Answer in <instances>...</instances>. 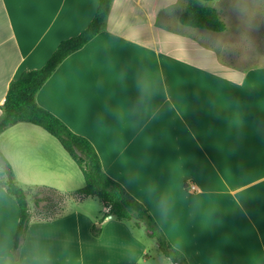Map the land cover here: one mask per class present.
Wrapping results in <instances>:
<instances>
[{"label":"crops","instance_id":"0c3cea01","mask_svg":"<svg viewBox=\"0 0 264 264\" xmlns=\"http://www.w3.org/2000/svg\"><path fill=\"white\" fill-rule=\"evenodd\" d=\"M200 1L220 11L225 32L183 27L188 0H114L100 34L58 67L36 101L92 143L104 172L188 264H264V0ZM98 4L0 0V116L11 81L85 30ZM0 151L27 203H38H28L29 227L14 252L20 209L0 186V243L14 255L35 245L47 264H149L127 222L59 214L36 197L85 185L56 138L19 123L0 135Z\"/></svg>","mask_w":264,"mask_h":264},{"label":"trees","instance_id":"16d2710c","mask_svg":"<svg viewBox=\"0 0 264 264\" xmlns=\"http://www.w3.org/2000/svg\"><path fill=\"white\" fill-rule=\"evenodd\" d=\"M113 3L114 0H99L96 13L85 30L61 41L43 67L25 70L17 79L11 81L1 107L0 135L19 123H30L45 130L59 141L83 173L84 187L68 195L80 201L98 198L107 210L105 217L111 216L120 222L135 220L139 227L144 226L147 234L157 241L159 250L171 264H188L184 254L172 246L146 207L104 172L100 157L92 143L71 131L61 119L40 107L36 101L37 94L58 67L70 55L83 49L100 34ZM179 23L186 28L215 33H223L227 29L220 11L200 0H188L186 8L179 15ZM0 186L15 199L20 209V221L13 241V250L16 252L29 227L31 215L26 192L14 181L12 168L1 151Z\"/></svg>","mask_w":264,"mask_h":264},{"label":"rangeland","instance_id":"374dc122","mask_svg":"<svg viewBox=\"0 0 264 264\" xmlns=\"http://www.w3.org/2000/svg\"><path fill=\"white\" fill-rule=\"evenodd\" d=\"M249 6V5H248ZM250 11H253L249 9ZM30 195V193H29ZM36 197H42L45 199L44 202H51L57 206V213L59 214H67L74 210H81L85 212H91L94 214H98L101 216V220L104 219V205L98 198H88L85 202H81L83 200H78L77 198H73L71 195H63L52 191H46L44 189L36 190ZM35 202L30 196L28 199L29 207L32 209L35 207ZM51 206V204H50ZM37 211V210H36ZM38 213V211H37ZM133 232L138 236L144 244L147 246L150 252L151 260L149 259V264H169V260L161 253L159 250L157 241L151 238L145 229L144 226L139 227L135 220L127 222Z\"/></svg>","mask_w":264,"mask_h":264},{"label":"clouds","instance_id":"9594fccd","mask_svg":"<svg viewBox=\"0 0 264 264\" xmlns=\"http://www.w3.org/2000/svg\"><path fill=\"white\" fill-rule=\"evenodd\" d=\"M0 264H47V254L39 246L22 247L20 255L13 254L6 243H0Z\"/></svg>","mask_w":264,"mask_h":264},{"label":"built area","instance_id":"2783aa9c","mask_svg":"<svg viewBox=\"0 0 264 264\" xmlns=\"http://www.w3.org/2000/svg\"><path fill=\"white\" fill-rule=\"evenodd\" d=\"M192 191H195L196 190V188L194 187V186H191V188H190Z\"/></svg>","mask_w":264,"mask_h":264},{"label":"snow or ice","instance_id":"6c2138e0","mask_svg":"<svg viewBox=\"0 0 264 264\" xmlns=\"http://www.w3.org/2000/svg\"><path fill=\"white\" fill-rule=\"evenodd\" d=\"M233 123H234V124H238V123H239L238 118H237V120H235Z\"/></svg>","mask_w":264,"mask_h":264},{"label":"water","instance_id":"95a60500","mask_svg":"<svg viewBox=\"0 0 264 264\" xmlns=\"http://www.w3.org/2000/svg\"><path fill=\"white\" fill-rule=\"evenodd\" d=\"M110 217H111V216H110ZM110 217H109V218H110Z\"/></svg>","mask_w":264,"mask_h":264}]
</instances>
